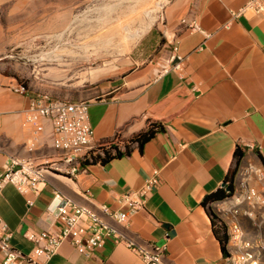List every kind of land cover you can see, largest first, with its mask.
<instances>
[{"label": "crops", "instance_id": "0c3cea01", "mask_svg": "<svg viewBox=\"0 0 264 264\" xmlns=\"http://www.w3.org/2000/svg\"><path fill=\"white\" fill-rule=\"evenodd\" d=\"M247 1L172 0L167 23L175 38L162 60L166 65L178 63L179 68L154 77L150 67L136 76L131 88L90 101L89 107L100 154L112 145L124 150L151 121L162 122L165 131L156 133L143 150L133 143L129 155L107 163L76 161L77 177L69 174L70 164L53 145L51 121L43 118L39 132L25 122L24 111L37 91L25 84L27 91H19L17 79L0 75V173L13 155L53 168L39 196L22 194L11 183L0 191V214L15 249L29 253L30 232L60 226L49 211L56 193L78 203H86L90 196L118 208L119 194L140 188L158 169L160 182L146 209L130 217V231L143 242L165 245L174 264H231L214 234L209 212H215L214 205L208 209L203 200L223 187L235 168L238 149L244 158L264 163V14L232 16V10ZM192 19L198 20L201 30L186 28L183 21ZM3 258L0 249V264ZM39 264L146 263L125 244L109 242L92 256L64 243Z\"/></svg>", "mask_w": 264, "mask_h": 264}, {"label": "built area", "instance_id": "2783aa9c", "mask_svg": "<svg viewBox=\"0 0 264 264\" xmlns=\"http://www.w3.org/2000/svg\"><path fill=\"white\" fill-rule=\"evenodd\" d=\"M247 14H264V0H248L237 10H232L235 18ZM183 22L190 31L201 30L197 19ZM176 50L174 46L173 51ZM176 57L173 55V59ZM170 64L164 70L179 68L178 63ZM16 88L27 91L24 84ZM89 107L90 101L87 100L62 99L37 92L24 111L25 122L33 124L37 132L43 129L40 123L43 118L51 121L53 145L70 164L69 174L73 177H77L80 168V164L75 162L91 160V152L96 149ZM243 158L233 180L226 182L225 187H229L231 195L214 202L213 210L227 227L225 255L231 264H264V163L258 164L252 157ZM52 170L50 164L37 163L32 157L10 156L0 173V191L11 183L22 194L39 196ZM159 182V170L154 169L140 188L119 194L118 208L97 202L90 196L86 197V203H78L60 192L56 193V204L49 211L60 226L30 232L28 238L33 242V248L27 254L12 246V232L0 214L2 264H21L25 260L39 264V259L52 258L64 243H70L80 253L92 256L109 242L125 244L146 264H174L168 258L165 245L143 242L130 231V217L146 209L149 196ZM230 184H233V189ZM32 204L33 201L29 200V205Z\"/></svg>", "mask_w": 264, "mask_h": 264}, {"label": "rangeland", "instance_id": "374dc122", "mask_svg": "<svg viewBox=\"0 0 264 264\" xmlns=\"http://www.w3.org/2000/svg\"><path fill=\"white\" fill-rule=\"evenodd\" d=\"M159 1L0 0V75L62 99L111 98L167 66L172 0Z\"/></svg>", "mask_w": 264, "mask_h": 264}, {"label": "trees", "instance_id": "16d2710c", "mask_svg": "<svg viewBox=\"0 0 264 264\" xmlns=\"http://www.w3.org/2000/svg\"><path fill=\"white\" fill-rule=\"evenodd\" d=\"M165 131V125L162 122L159 121H151L148 124L147 129L144 131H141L134 136H132L127 144L125 145V149L121 150L118 145H112L110 148H103V154L96 153L92 157V160L86 159L83 161L84 165L90 164V163H107L110 159L114 157H120L122 155H129L131 153L132 147L131 144L138 143L140 150H143L144 144L149 141L156 133L164 132ZM114 149V152L112 151ZM243 157V151L238 149V152L236 153V165L234 170L231 172V174L226 178V182L233 180L238 165L240 163V160ZM233 189V184L229 185ZM231 195L230 192H228L226 187H220L216 191L208 194L205 199L203 200V205L208 207L210 209V205L214 202H219L227 199ZM210 215L212 217V224H213V230L214 234L218 238V240L221 243L223 253H226V244L228 241V234H227V227L225 224H223L216 214L210 209L209 210Z\"/></svg>", "mask_w": 264, "mask_h": 264}, {"label": "bare ground", "instance_id": "6f19581e", "mask_svg": "<svg viewBox=\"0 0 264 264\" xmlns=\"http://www.w3.org/2000/svg\"><path fill=\"white\" fill-rule=\"evenodd\" d=\"M162 4H164V1L160 0V1H159V4H158L157 7H160V8H161ZM147 13H148V12H147ZM145 30H146V27H141L140 29H138V30L136 31V36L139 37L140 35H142V33L145 32Z\"/></svg>", "mask_w": 264, "mask_h": 264}, {"label": "water", "instance_id": "95a60500", "mask_svg": "<svg viewBox=\"0 0 264 264\" xmlns=\"http://www.w3.org/2000/svg\"><path fill=\"white\" fill-rule=\"evenodd\" d=\"M222 186H223V187H225V186H226V181H225V182H223ZM228 189H229V187H227V190H228Z\"/></svg>", "mask_w": 264, "mask_h": 264}]
</instances>
